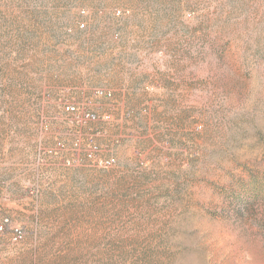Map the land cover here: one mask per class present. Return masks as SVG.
Listing matches in <instances>:
<instances>
[{"label":"rangeland","instance_id":"374dc122","mask_svg":"<svg viewBox=\"0 0 264 264\" xmlns=\"http://www.w3.org/2000/svg\"><path fill=\"white\" fill-rule=\"evenodd\" d=\"M0 264H264V0H0Z\"/></svg>","mask_w":264,"mask_h":264},{"label":"built area","instance_id":"2783aa9c","mask_svg":"<svg viewBox=\"0 0 264 264\" xmlns=\"http://www.w3.org/2000/svg\"><path fill=\"white\" fill-rule=\"evenodd\" d=\"M96 93L99 95H102V96H104V95L108 96V97L113 96V92L110 89H97ZM71 109L75 110V107L74 106H68L67 107V110H71ZM86 116L90 120L99 118L96 114H91V113H88ZM95 147L98 148L96 145H95ZM89 157L91 158L93 163H95L97 166L105 168V169L113 168L117 164V159L112 155H109V156H102L101 155V156H99V154L95 155V154L91 153L89 155ZM15 232H17V235L22 234L21 228H17L15 230Z\"/></svg>","mask_w":264,"mask_h":264}]
</instances>
